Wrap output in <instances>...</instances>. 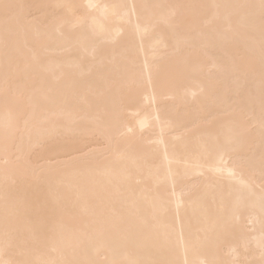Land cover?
Segmentation results:
<instances>
[{"label":"bare ground","instance_id":"1","mask_svg":"<svg viewBox=\"0 0 264 264\" xmlns=\"http://www.w3.org/2000/svg\"><path fill=\"white\" fill-rule=\"evenodd\" d=\"M0 264H264V0H0Z\"/></svg>","mask_w":264,"mask_h":264},{"label":"snow or ice","instance_id":"2","mask_svg":"<svg viewBox=\"0 0 264 264\" xmlns=\"http://www.w3.org/2000/svg\"><path fill=\"white\" fill-rule=\"evenodd\" d=\"M4 7H5V8H8L9 6H8V5H5Z\"/></svg>","mask_w":264,"mask_h":264}]
</instances>
